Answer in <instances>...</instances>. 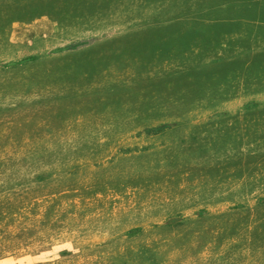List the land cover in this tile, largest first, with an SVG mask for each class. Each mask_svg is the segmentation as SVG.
I'll list each match as a JSON object with an SVG mask.
<instances>
[{
  "label": "rangeland",
  "instance_id": "1",
  "mask_svg": "<svg viewBox=\"0 0 264 264\" xmlns=\"http://www.w3.org/2000/svg\"><path fill=\"white\" fill-rule=\"evenodd\" d=\"M0 264H264V0H0Z\"/></svg>",
  "mask_w": 264,
  "mask_h": 264
}]
</instances>
